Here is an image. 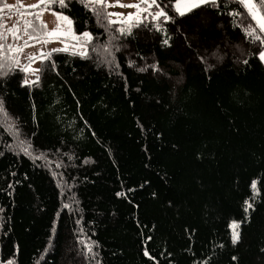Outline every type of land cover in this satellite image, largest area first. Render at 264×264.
I'll return each mask as SVG.
<instances>
[{
	"label": "trees",
	"instance_id": "1",
	"mask_svg": "<svg viewBox=\"0 0 264 264\" xmlns=\"http://www.w3.org/2000/svg\"><path fill=\"white\" fill-rule=\"evenodd\" d=\"M157 3L171 20L130 36L111 26L115 65L91 51L106 21L80 0L41 5L99 40L85 57L45 54L38 84L22 85L20 68L0 78L32 145L6 147L17 137L0 115V264H264V63L243 30L256 22L238 0L183 16Z\"/></svg>",
	"mask_w": 264,
	"mask_h": 264
},
{
	"label": "snow or ice",
	"instance_id": "2",
	"mask_svg": "<svg viewBox=\"0 0 264 264\" xmlns=\"http://www.w3.org/2000/svg\"><path fill=\"white\" fill-rule=\"evenodd\" d=\"M80 3L95 15L97 23L101 24L103 21H106V25H104V33L107 34V39L99 43L96 46H91L92 52L101 51L103 54H105L107 57H111L110 60L106 61L107 63H111L115 65V56L114 51H119V45L114 44V41H117L120 39L119 35L114 34L119 33L124 36H130L132 34L133 27H139L144 21L148 20L149 17L152 21H156L158 18H163L165 21L171 20L172 18L168 15L166 11H164L163 8L160 7V5L157 3V0H135V2L124 4L122 3V0H80ZM54 4H59L61 8L67 7L66 0H37L35 4L29 5L28 7L39 9V11L32 13L29 12L28 15L30 17H33L35 21L38 22V24L33 23V19H26L24 20V31L27 32L29 29H31L32 33H40L41 35L50 37V38H56L57 36H70L75 43L72 45L73 48V55H79L81 57H85L89 54V47L90 42H93L95 40H99V37L94 38L93 34L87 30H84L82 32L77 33L75 30H73V20L67 16L64 15L63 12L55 11L53 12V15L57 18L58 24L55 28H53L51 31L47 29V25L41 20L40 13L44 10V8H41V5L44 6H50ZM110 4L113 5H119L120 7H129L134 8L136 11L134 12H128L126 15L124 13L120 12H106L104 9L110 6ZM238 4L242 6L244 9L247 10V13L251 16V18L256 22V27H253L252 25H247L243 30L245 32V36L251 37L253 41L259 42V50L255 53V55L259 58L261 62H264V35H260V33H264V0H259V3H257V0H238ZM143 5V7H142ZM155 5L156 11H150L152 6ZM201 5H211V6H218V0H174V7L177 14L180 16L185 15L188 12H191L193 9L198 8ZM8 7H11V5H8ZM49 11H51V8H48ZM141 13H146V15H141ZM229 15H240L239 12L232 10L229 12ZM111 17H124L123 19L114 20ZM63 22L67 24L68 28L66 31L61 30L60 23ZM118 24L121 25L120 27L115 28L114 32L111 28L112 25ZM157 31L161 30V25L154 24L153 25ZM258 30V31H257ZM19 25L13 24L11 27H8L6 32L10 33L12 37L16 40L20 39L19 35ZM4 24L3 22H0V41H4L7 38ZM28 39L35 40L36 36L29 35ZM47 43V41H45ZM164 45L169 44L168 39H164L162 41ZM24 46H27V41L24 42ZM7 50L9 53L11 52H20L22 51V47L15 46L12 44H9L7 46ZM52 52L56 51H64L68 52L69 48L65 45L63 48H53L51 49ZM44 58L43 56L41 57ZM31 59V58H30ZM247 63V61H244ZM131 63V61H129ZM15 68H20V70L24 73H37L42 71V69L33 68L31 64L27 65H21L20 59L17 56L12 55H6L5 52V44L3 42H0V78L8 75L11 73ZM53 70H55V64H52ZM153 70H158L157 66L154 64L152 65ZM140 71H143V68L138 69ZM40 81V76L36 75L34 79H29L27 76L24 80L21 81L22 85H32V84H38ZM0 115L4 117L5 120V126L6 128L12 132L14 136L17 137L15 145H6L8 148H13L14 146L19 148L20 151L24 152L25 154H31L30 149L32 147L31 143L28 140H20L18 133L19 129L17 127H14L16 124L15 118L11 117L5 108V101L2 97H0ZM43 156V154H41ZM250 187L253 190V194L257 191V181L253 179L251 181ZM117 196L123 195V193H117ZM245 205V212L248 211L249 208L252 207L249 200L244 201ZM64 207H68L67 204L64 205ZM79 223V220L76 221ZM239 226L238 221H233L229 227L233 229L232 235H231V242L233 244L237 243L239 240V233L236 230ZM82 239V238H78ZM96 241H91L88 244H85V250L87 252H91L92 248L91 245L95 244ZM144 255L149 256V252L147 250H144ZM233 260H236L237 258L235 256L232 257ZM11 264V262H9ZM97 264H99V261H97Z\"/></svg>",
	"mask_w": 264,
	"mask_h": 264
},
{
	"label": "rangeland",
	"instance_id": "3",
	"mask_svg": "<svg viewBox=\"0 0 264 264\" xmlns=\"http://www.w3.org/2000/svg\"><path fill=\"white\" fill-rule=\"evenodd\" d=\"M36 2L37 0H6V3L8 5H11V7H7L5 9H2V7L0 8V20L4 24L5 32L7 28L11 27L13 24L19 25V29H20L19 40L14 39L10 33L6 32L7 35L6 47H5L6 55L17 56L20 59L21 65L31 64L33 68L39 69L41 62L43 61V59L41 58L42 56L44 57V55L49 53L53 48H63L65 45L69 48V51L73 52L72 45L75 43V41H73L70 36H57L56 38L43 36L35 40L28 39V36L31 34V32L30 29L27 32L24 31V20L33 19V17H30L28 15V12L26 11L25 8H27L29 5L35 4ZM131 2H135V0H122V3L124 4ZM134 11H136V9L134 8L120 7L119 5H113V4H110V6L107 7V12H120V13H124L125 15L128 12H134ZM53 12L55 11L45 10L42 11L40 14L41 20L47 25V29L49 31L55 28L58 24L57 18L53 15ZM141 15L143 16V13H141ZM111 18L114 20H118V19H123L124 17H111ZM59 23L61 30L66 31L68 28L67 24L63 22H59ZM25 41H27V46H24ZM45 41H47V43H45ZM9 44L22 47V51L18 53L17 52L9 53L7 50V46ZM36 75H38V72L27 73V77L29 79H34Z\"/></svg>",
	"mask_w": 264,
	"mask_h": 264
}]
</instances>
